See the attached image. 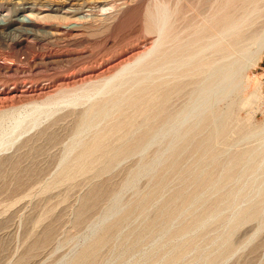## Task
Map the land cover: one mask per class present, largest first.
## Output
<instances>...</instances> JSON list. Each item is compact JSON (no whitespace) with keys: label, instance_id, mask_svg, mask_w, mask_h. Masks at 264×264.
I'll return each instance as SVG.
<instances>
[{"label":"bare ground","instance_id":"1","mask_svg":"<svg viewBox=\"0 0 264 264\" xmlns=\"http://www.w3.org/2000/svg\"><path fill=\"white\" fill-rule=\"evenodd\" d=\"M124 36V51L90 75L55 80L59 65L114 50ZM0 45L9 51L0 53V166L67 137L36 151L54 168L24 199L81 184L76 201L93 200L125 171L85 234L54 240L73 251L80 240L61 264H97L105 248L98 264H231L264 231L262 98L245 94L243 79L264 53V0H0ZM46 217L27 234L37 238Z\"/></svg>","mask_w":264,"mask_h":264},{"label":"rangeland","instance_id":"2","mask_svg":"<svg viewBox=\"0 0 264 264\" xmlns=\"http://www.w3.org/2000/svg\"><path fill=\"white\" fill-rule=\"evenodd\" d=\"M127 37L128 36L123 37L124 42L121 43L119 45V47H117L116 49H114V50L113 49H107L108 51L107 50H103V51L98 50L96 52V54L94 55L95 57H93L92 59H90L88 61H82L79 63L76 62V63H74V67H71V69H64V67L68 66V65H66L67 63H63V64L59 65V67H57L59 70L58 69L56 70L57 74L55 75V80H58V81L62 80L63 82L66 80L65 82H67V81L70 82L72 80H75V79L78 80L79 78H83V77H86L87 75H90L91 72L97 68V65H99V64H100V66L104 65L103 60H106L110 55H112V56L114 55V57H117V56H119V54L122 51H124L123 49H124V45L127 42V40H126ZM133 39H134V36H131L129 34L128 40L131 41ZM5 52L8 53L9 51L3 45H0V53H5ZM76 65H77V67H75ZM83 67L88 68V70L85 69L84 71L79 72L78 70H81ZM91 68H92V70H91ZM243 76H244L243 79L245 78L244 79V81H245L244 82L245 94H250L252 92H259L260 97L262 98L260 100V104H258V106H257V111L254 114V122L260 124L261 122H264V103L262 101L263 95H264V53L255 62V64L253 66L249 67L246 70V73ZM13 102H15L14 104H18L20 102L23 103L24 101L19 100L17 102L16 100H14V101H10L9 103H13ZM240 116L241 117L245 116L243 111L240 112ZM48 138L46 137L44 139H48L47 140L48 142L50 140H51V142H53L55 137H52V138L48 137ZM56 138H58V139H56ZM56 138H55L54 143H56L59 140V138H61L60 139L61 141L59 140V142H57L59 144V143H62L65 140V138H67V137H56ZM47 141L43 140V142H42V140H41L40 142H37L38 144L34 145L33 148H31V147L26 148L25 150H23V152L27 150L26 152H24V154L21 151L23 156L21 153H20V155L18 154L20 157L13 158L12 161H14V162L11 164H8L10 161L8 163H6L5 165L7 167H5V165L0 166L1 167L0 172L2 173V174L0 173V210H1L0 212L2 213V214L0 213V264H7L9 261L12 263L13 262L17 263L18 260L20 262V263L18 262L19 264H61L60 260L62 261L63 258L68 257L69 253L71 255H73L72 252L75 254L76 251L77 252L80 251L81 250L80 246L79 247L77 246V245H80V240L78 241L76 246L74 245L75 251L72 250V249H74V247L72 245H69L70 247L68 245H65L66 247L64 246V248L62 247L59 250H55V248L59 243L64 244L66 242H69L71 239H73L72 236L73 235L75 236L74 233H76V236L74 238H77V236L81 237L83 235L82 232H84V234H85L86 224L89 221H92V219L94 220V218H93L94 216H95V218H97L96 215H98V213L100 212L102 207L107 202V199L109 196L108 194H110V192L113 191L114 188H116V186L124 178V176H122V174L125 175V171H119L118 173L117 172L113 173L110 177H108L109 182L106 181V183L104 182L103 184H101V185L97 186L95 189H93V191H95V193L93 194V195H95L93 197V200L92 199L91 200H89V199L85 200L86 202L90 201L91 203L89 202V204L86 203L84 200L83 201L78 200L79 202L76 201L79 198V196L85 192V189H86L85 187H84L85 189L82 187L83 188V190H82L81 184H79V183H77V184H79L80 186L79 185H75L74 187L72 186L73 189L67 188V187H62L65 189L60 188L61 190L59 189L56 192L53 191L52 193L51 192H49V194L47 193V195H44V194L42 196L40 195L41 197H39V198L36 195V197L34 199H29V200L24 199V197L26 196L25 194L29 193L30 190H31V192L35 191L34 188L36 189V187H34V185L38 186V184L43 179L48 178L49 174H51V171H53V168H54L52 166V165H54V162H52L53 160L49 161L47 159L44 160L41 158H35L36 157L35 155L37 154V152L38 151L40 152L41 149L43 148V144L45 146L48 144ZM45 142L47 144H45ZM39 144H40V147H39ZM37 146H38V148H36ZM28 150L30 151V153ZM31 152H32V154H31ZM33 155H34V157H33ZM18 158H21L23 160V162H19L20 159H18ZM30 158L32 159L33 163L31 162ZM34 158L37 161L34 160ZM15 160H17L18 163ZM22 160H20V161H22ZM45 161H46V163H45ZM35 163H36V165H35ZM12 164L14 165L13 167H11ZM16 164H18V165H16ZM3 167H5V169ZM9 167H11V168H9ZM2 169H4V170L2 171ZM10 169H12L11 172H10ZM15 169H16L17 173L15 172ZM13 173H15V174H13ZM116 176H117V178H116ZM38 180H40V181H38ZM144 184H145V181H142L140 187L145 186ZM78 186H79V188H76ZM32 189H33V191H32ZM78 189H80V190L78 191ZM72 191H73V194H72ZM74 192H77V194L79 192L78 196H77V194L74 195ZM105 192H106V194L108 193L107 197L105 195ZM245 192L249 193V191H245ZM63 193H65V194H63ZM58 195H60L61 197L64 195L62 198H65V197L68 198V195H69L72 198L69 197L66 201H65V199H66L65 198L62 200L64 203H58V200H60V202H61V197L60 196L57 197ZM73 195L75 198L77 196V198L74 200H73V198H74ZM127 196H129V194ZM57 198H58V200H57ZM53 201H55L57 203V207H55V208H54V206H52V205H56L55 202H53ZM50 202L51 203L53 202L54 204L52 203V205H51ZM82 202H84V204H83L84 207L86 206L85 208H82V210H84L86 213H83V211L81 210V212L79 213L80 215L77 216L76 220H74L73 223L70 222L71 215L69 212L71 211V209H73V210L81 209V206H82L81 203ZM8 203H11V204L16 203V204L7 210L3 209L4 207L5 208L9 207L6 205ZM47 204H49L47 206V208L50 211H52V210L55 211V209L57 208L56 211L54 212V215L52 214L53 211H52V213L50 211H47V210L43 211V209H46L45 205H47ZM90 204H93V205H90ZM1 205H3L4 207ZM8 205H10V204H8ZM77 205L80 207H78ZM88 208L89 209L92 208V210H89ZM98 210H99V212H98ZM39 213L40 214L47 213L48 217H46V219L47 218H50V219H47L48 221H46V219H45V222H43L44 224L42 223L43 227L42 226L41 227L43 229L40 228L37 230V231H39V234H35V235L36 236L39 235V236H37V238H36V237H33L34 234H32V236H30L32 232H30V234H27V233H29V231L32 229L33 223L37 220V215L38 216L40 215ZM49 214H50V217H49ZM78 217L81 220L83 219V222H84V219L86 218L85 219L86 222L83 223L80 220V223H79ZM87 220H89V221H87ZM75 221H77L78 224L76 222L77 225H75V226L72 225V226H74V228H72L71 223L75 224ZM63 229H65V230H63ZM67 229H68V231L66 233L65 231ZM255 229H256L255 223H253L252 225L251 224L248 225L247 227H245V229H242L241 232L235 236V238H234L235 241H233L234 245L238 246L239 244H241L245 239L248 238V236H250V234H252V230L254 232ZM37 231H35V232H37ZM63 231H64V233H63ZM59 232L61 234L57 235V233H59ZM77 232L81 233L82 235L78 234ZM44 233H45V235H44ZM51 233L53 236L51 235L49 237V235ZM54 233L56 236L54 235ZM71 233H73L72 236H70ZM62 234L63 235L65 234V236L67 235L68 237L63 236ZM27 235L30 236L29 237L30 239H32V237H33V239L28 241ZM61 235L63 236V237H61L62 239H60V237H59ZM69 236L72 238L69 239ZM25 238H27V239L25 240ZM63 238H64V241H61V240H63ZM44 240H45V242H44ZM54 240H57L55 248H53L54 244H55ZM204 241H205V243L207 242L206 239ZM36 242H37V247L40 245V247H39L40 249L34 248V247H36L35 246ZM76 247L79 249H77ZM53 249L55 250V252ZM107 249L110 250L111 248H107ZM107 249L105 248L102 251L104 256H103V254H101L99 256L100 262H102L104 260L101 257L104 258L106 255H108ZM33 251H35V255H34ZM37 251H38V253H37ZM25 252L26 253H32V255L30 254V256H28L29 254L26 255ZM66 254H68V255H66ZM25 255L27 256L26 257L27 259L23 257ZM69 257H70V255H69ZM22 259H24L23 260L24 262L22 261ZM98 260L96 261L97 264L99 263ZM263 261H264V231L261 233V235L258 237V239H256V241L253 243V245L251 244V246H249L245 251L238 254L237 258L232 260L231 264H264ZM21 262H23V263H21ZM102 263H100V264H102Z\"/></svg>","mask_w":264,"mask_h":264},{"label":"built area","instance_id":"3","mask_svg":"<svg viewBox=\"0 0 264 264\" xmlns=\"http://www.w3.org/2000/svg\"><path fill=\"white\" fill-rule=\"evenodd\" d=\"M263 103H264V95H263Z\"/></svg>","mask_w":264,"mask_h":264}]
</instances>
